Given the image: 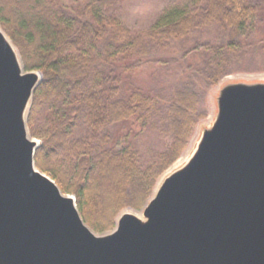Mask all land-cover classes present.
I'll list each match as a JSON object with an SVG mask.
<instances>
[{
  "label": "trees",
  "instance_id": "16d2710c",
  "mask_svg": "<svg viewBox=\"0 0 264 264\" xmlns=\"http://www.w3.org/2000/svg\"><path fill=\"white\" fill-rule=\"evenodd\" d=\"M114 5L115 0H0L2 32L25 71L41 75L27 117L31 137L40 140L35 166L74 197L83 222L96 234L113 229L122 211H137L147 203L159 178L188 147L198 117H204L193 91H175L163 103L149 94L107 87L102 63L167 53L192 34L211 29L216 37L200 46L210 60L206 71L213 86L245 56L234 38L255 33V41L246 44L250 51L264 52V36L259 37L263 0H176L141 32L105 19L102 12ZM66 102L65 116L36 128L43 108ZM152 120L166 127L170 141L146 167L135 130L120 150L109 145L110 127L129 122L139 128ZM88 149L95 153L93 160Z\"/></svg>",
  "mask_w": 264,
  "mask_h": 264
},
{
  "label": "water",
  "instance_id": "95a60500",
  "mask_svg": "<svg viewBox=\"0 0 264 264\" xmlns=\"http://www.w3.org/2000/svg\"><path fill=\"white\" fill-rule=\"evenodd\" d=\"M40 81L0 29V264H264V84L222 88L186 164L96 234L35 166Z\"/></svg>",
  "mask_w": 264,
  "mask_h": 264
},
{
  "label": "rangeland",
  "instance_id": "374dc122",
  "mask_svg": "<svg viewBox=\"0 0 264 264\" xmlns=\"http://www.w3.org/2000/svg\"><path fill=\"white\" fill-rule=\"evenodd\" d=\"M175 1L176 0H115V5L108 11H103L102 15L108 21L115 20L132 32H141L152 27L162 10ZM261 29H263V32L259 37L264 36V27ZM211 32V29H206L200 31L203 35L194 33L182 42L173 45L170 49L171 51L167 53L152 55L144 59H116L109 65L105 62L101 65L104 76L102 78H104L107 87L118 86L122 90L138 91L143 94H149L163 101V103H167L175 91L183 90L193 91L199 99L198 111L203 113L204 117H198L188 147L159 178L153 190V194L166 176L186 164L196 149L203 130L212 126L217 115V97L222 88L226 85L236 83L264 84V52L256 48L250 51V46L246 44L255 41L256 35L254 36L255 33H253V36L249 38H234L241 46V53H245L242 55L245 56L242 61H240V59L238 62H235L230 68V72H227L226 75L219 78L216 85H210L206 71L207 62L210 64V60L200 45L205 40L213 39V36L216 37L215 35L212 36ZM12 46L18 53L16 47L13 44ZM69 109V102L64 103V105L43 108L39 116H37L36 128L41 129L46 127L50 120H56L65 116ZM152 123L153 120L151 123H143L139 128L134 127L129 122L110 127L108 129L109 145L120 150L124 145L125 136L131 129L135 130L133 131L136 133L134 140L139 146L141 166L142 168L146 167L156 160L157 154L162 152L165 148V144L170 141V135L166 131V127L159 124L153 125ZM77 135L81 137L84 136L85 133H83V129L78 130ZM33 139L36 141L37 146H39L40 140L36 138ZM87 151L90 154H88ZM86 154L91 160L95 157L93 149L86 150ZM64 163L65 160L63 164ZM141 209L137 211L127 209L120 214H137ZM112 230L113 229L110 231Z\"/></svg>",
  "mask_w": 264,
  "mask_h": 264
},
{
  "label": "bare ground",
  "instance_id": "6f19581e",
  "mask_svg": "<svg viewBox=\"0 0 264 264\" xmlns=\"http://www.w3.org/2000/svg\"><path fill=\"white\" fill-rule=\"evenodd\" d=\"M218 111V110H217ZM185 165V164H184Z\"/></svg>",
  "mask_w": 264,
  "mask_h": 264
}]
</instances>
